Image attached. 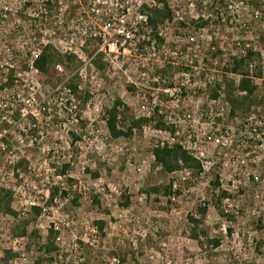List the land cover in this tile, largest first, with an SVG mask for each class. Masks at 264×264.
<instances>
[{"label": "rangeland", "instance_id": "rangeland-1", "mask_svg": "<svg viewBox=\"0 0 264 264\" xmlns=\"http://www.w3.org/2000/svg\"><path fill=\"white\" fill-rule=\"evenodd\" d=\"M246 50L262 77L231 114ZM0 190V264H264V0H0Z\"/></svg>", "mask_w": 264, "mask_h": 264}, {"label": "trees", "instance_id": "trees-1", "mask_svg": "<svg viewBox=\"0 0 264 264\" xmlns=\"http://www.w3.org/2000/svg\"><path fill=\"white\" fill-rule=\"evenodd\" d=\"M166 18V13L152 7L150 10V14L146 15V21L152 27H156L159 23H161ZM70 60L71 57L65 58ZM259 55L253 52L252 50H246L242 55L233 58L231 63L229 64L230 70L228 73L230 75L236 76L239 78L237 86L232 83V87L228 86L226 90H224V94L226 95V100L230 105L231 114H234L237 110H242V105L245 101L249 100L253 94L257 90V86L254 84L256 79H261L262 74L259 68H257L256 64L259 62ZM62 63V58L58 54H52L50 52V47L46 46L43 48L41 53L35 59L33 65L34 68L41 73L42 75L49 77L50 70L55 65H60ZM224 80V78H223ZM68 90L72 92V94H77V88L74 85L69 84ZM244 94V96H238L236 93ZM121 103L116 104L112 110L109 111L106 118V126L110 135L114 138H120L124 135L123 130L118 129V112L117 106H120ZM161 126H158V128ZM153 156L156 163L162 166L167 171L173 172L179 168V161L186 167L190 165H195L193 159L182 149L179 145L168 146L164 145L162 147H158L153 151ZM51 198L53 199L55 192H50ZM5 203L4 196L2 195V191L0 190V206ZM7 209L9 203L6 204ZM35 211H38V208H34ZM12 213L10 210H8Z\"/></svg>", "mask_w": 264, "mask_h": 264}, {"label": "built area", "instance_id": "built-area-1", "mask_svg": "<svg viewBox=\"0 0 264 264\" xmlns=\"http://www.w3.org/2000/svg\"><path fill=\"white\" fill-rule=\"evenodd\" d=\"M150 2L152 1V0H149ZM147 4L146 5H149L150 6V3L149 2H146ZM153 5H155V3H153ZM143 6V4H141V6H140V8ZM143 20L144 21H146V16L144 15V17H143ZM110 27H111V23L110 22H107L105 25H104V30L105 31H107V30H109L110 29Z\"/></svg>", "mask_w": 264, "mask_h": 264}]
</instances>
